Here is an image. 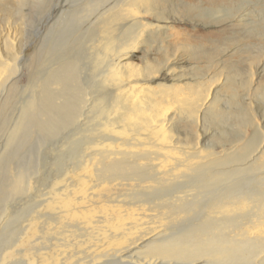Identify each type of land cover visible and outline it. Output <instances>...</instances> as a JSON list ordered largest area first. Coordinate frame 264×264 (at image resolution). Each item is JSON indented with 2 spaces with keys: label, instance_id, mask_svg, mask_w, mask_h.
<instances>
[{
  "label": "bare ground",
  "instance_id": "obj_1",
  "mask_svg": "<svg viewBox=\"0 0 264 264\" xmlns=\"http://www.w3.org/2000/svg\"><path fill=\"white\" fill-rule=\"evenodd\" d=\"M218 2L80 0L69 7L77 13L64 29L63 48L58 45L63 62L45 64L47 80L34 100L20 105L0 148L14 145L19 124L48 135L76 130L70 146L58 150L61 162L48 190L3 228L0 264H19L21 251L20 264H264V131L250 104L231 113L220 107L223 88L231 106L240 89H262L254 77L264 70V0ZM181 18L231 25L223 38L205 37L207 49L184 48L188 60L170 59L169 27ZM8 43L0 37V60ZM138 50L165 55L154 65L145 57L138 64L130 60ZM15 51L0 64V102L20 73ZM211 66L225 78L195 77ZM227 115L240 128L238 141L248 127L254 136L240 153L232 142L225 162L213 151L203 154L212 147L201 145L197 130ZM180 128L194 138L179 145ZM8 157L0 164L8 165ZM38 173L16 164L8 190L30 192Z\"/></svg>",
  "mask_w": 264,
  "mask_h": 264
},
{
  "label": "rangeland",
  "instance_id": "obj_2",
  "mask_svg": "<svg viewBox=\"0 0 264 264\" xmlns=\"http://www.w3.org/2000/svg\"><path fill=\"white\" fill-rule=\"evenodd\" d=\"M205 1L208 2L207 4L209 6H214L219 3L218 0ZM78 2L80 3V0H0V37L7 38L10 42L8 43L10 45L9 47H11V52L8 47L2 53L3 60H0V64L3 61L6 63L12 61L14 58L12 52L16 50L15 52L19 53L18 68L20 70L15 86L9 90L6 100L0 102V146L6 136L11 134L13 124L17 123V120L14 122V117L19 115L18 108L25 106L34 100L33 97L36 98L41 90V83L44 82V80H47L49 75L47 72L49 66L47 68V65L49 63L47 65L45 64L50 61L52 64L55 62H63L64 51L62 48L65 43L63 39L65 40L64 37L67 35L65 30L69 24L68 22L72 23L71 21H73V17L77 13V11H73V9L76 8V6H79ZM70 6L74 8H69ZM68 9H70V11ZM66 14L71 15L67 17ZM63 16L64 18L61 20ZM230 25L231 23L228 22L222 24H202L188 18H181L179 21L176 19L175 21L173 20L169 27V32L172 33L173 36L171 37L170 43H168L169 46H166L168 53L173 55L170 59L183 58L188 60L189 51L184 48L187 46L196 47L197 45L202 44L204 48L207 49L209 42H206L203 39L205 37H211L212 39L225 37V34L222 31L229 28ZM63 26H65V28ZM231 31L232 30L226 34H229ZM184 36H186V40L183 39ZM188 36L190 40L187 38ZM58 45L62 48L60 46L58 47ZM222 46L226 47L227 45L224 43ZM144 51L138 50L137 52L132 53L130 60L139 64L146 58L151 61L150 64L152 65H154L157 60L163 61L165 55L164 52L151 50L149 51L150 54H145ZM224 58L225 56L222 57V59ZM198 61L196 59H190L189 62L196 63V66H199L200 68L204 67L203 63L198 64ZM262 64L263 58L258 62V71L261 70ZM55 65L51 68L55 69ZM184 69L188 70L189 67L185 66L183 67V70ZM247 70H249V67H247ZM202 76L211 79L216 76H219L220 79L225 78V74L216 73V68L213 66L205 68L201 75H195V77ZM41 78L43 79L41 80ZM254 78L256 79V85H260L262 89L260 88L256 91H253V89L250 90V88L240 89L237 94V105L231 106L228 104L225 96V94H229L230 91L229 93H226L227 89L223 88L221 90L222 95L220 99V107L224 109V112L231 113L237 112L238 109H242L247 104H250L249 106L252 107L253 111L256 113L257 122H259L262 127L261 129L264 131V117H261V115H264V93H261L264 87V70L260 71V73ZM155 84H152L151 86L156 88ZM51 87L52 90H55L54 86ZM104 105L105 102H102L101 106L104 107ZM16 128L19 130H15L16 137H14V145L11 147H9L10 145L7 147L5 146L4 149L0 148L1 162L2 160L4 161L5 157H8V155L11 156L8 157L9 160L11 159L8 165L6 164L4 166V164H0V235H4L2 234V230L7 226V222H9V224L18 222L20 220V213H22L24 209L26 210L27 207H30L33 202L38 200V198L33 199V197L38 196L40 194L39 192L42 193L43 191L48 190L47 184L55 174V171L58 169V165L61 162L58 158V155L61 153L58 150H61L63 153L65 149L70 146V136L76 130L73 127H69L68 129L62 130L63 132L60 131V134H58L60 136H58L50 133L48 135V132L40 130L32 123H29L26 126L19 124ZM179 131V145L185 143L186 137L189 138L190 136H194L190 130L187 131V129L180 128ZM197 131L199 138H203L201 145L212 147L211 149L207 148V150H204L203 154L211 153V151H213V153L218 156H224L223 158L225 159V162L232 156L228 151L232 146V142H236V146L239 147L237 153H240V147L243 145L244 140H247L248 138L250 139L254 136L253 128L248 127L245 134L246 136L243 140L238 141L237 139L239 137L240 128L236 125L233 115L223 116L222 119H208L207 121L200 123ZM77 134L79 135V133ZM78 135L74 137V140L78 138ZM191 139V142L189 141V143H191V145L195 144V140ZM184 147H186V145H184ZM225 150L227 152H225ZM16 164L28 175L34 170L37 171L39 169L38 174L40 175L38 178H36L38 174L32 175L34 178L31 180L32 190L30 192L28 191L29 193L27 191L11 193L10 190H8L7 185L11 180L10 177L14 174V167ZM0 238H3V236H0ZM31 253L37 254L34 250H32ZM23 258L25 259V256L23 251H21L16 256L19 264L23 261Z\"/></svg>",
  "mask_w": 264,
  "mask_h": 264
}]
</instances>
